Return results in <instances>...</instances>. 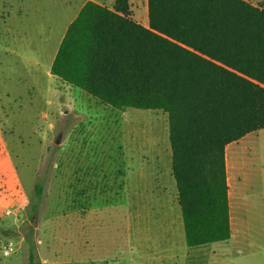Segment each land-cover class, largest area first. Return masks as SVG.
Wrapping results in <instances>:
<instances>
[{
    "label": "rangeland",
    "instance_id": "obj_1",
    "mask_svg": "<svg viewBox=\"0 0 264 264\" xmlns=\"http://www.w3.org/2000/svg\"><path fill=\"white\" fill-rule=\"evenodd\" d=\"M128 1L146 26V0ZM83 2L0 0V264H264V128L225 148L232 237L187 246L167 113L114 109L50 73ZM103 160L123 171L120 197L66 209L74 168Z\"/></svg>",
    "mask_w": 264,
    "mask_h": 264
},
{
    "label": "trees",
    "instance_id": "obj_2",
    "mask_svg": "<svg viewBox=\"0 0 264 264\" xmlns=\"http://www.w3.org/2000/svg\"><path fill=\"white\" fill-rule=\"evenodd\" d=\"M146 3L145 26L132 17L128 0H113L110 7L84 1L64 31L50 73L114 109L166 112L185 242L198 247L226 241L225 148L264 128V5ZM104 163L74 168L61 188L66 209L120 197L123 171ZM27 264H39L32 252Z\"/></svg>",
    "mask_w": 264,
    "mask_h": 264
},
{
    "label": "built area",
    "instance_id": "obj_3",
    "mask_svg": "<svg viewBox=\"0 0 264 264\" xmlns=\"http://www.w3.org/2000/svg\"><path fill=\"white\" fill-rule=\"evenodd\" d=\"M6 213L8 214L9 211L7 210ZM16 251L15 246L12 241H8L2 245L1 252L3 256H8Z\"/></svg>",
    "mask_w": 264,
    "mask_h": 264
},
{
    "label": "crops",
    "instance_id": "obj_4",
    "mask_svg": "<svg viewBox=\"0 0 264 264\" xmlns=\"http://www.w3.org/2000/svg\"><path fill=\"white\" fill-rule=\"evenodd\" d=\"M84 1H86V0H84ZM146 10H147V5H146ZM144 25V24H143ZM227 185H228V183H227ZM230 195H229V189H228V203H229V221H230V228H231V236H230V238L232 237V226H231V220H230ZM197 248H202V246H198Z\"/></svg>",
    "mask_w": 264,
    "mask_h": 264
}]
</instances>
